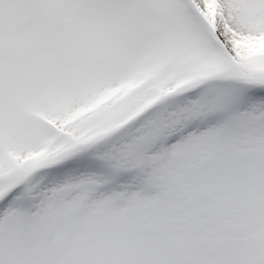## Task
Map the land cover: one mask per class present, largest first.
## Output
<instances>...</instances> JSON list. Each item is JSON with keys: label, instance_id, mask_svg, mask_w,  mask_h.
Wrapping results in <instances>:
<instances>
[{"label": "snow or ice", "instance_id": "6c2138e0", "mask_svg": "<svg viewBox=\"0 0 264 264\" xmlns=\"http://www.w3.org/2000/svg\"><path fill=\"white\" fill-rule=\"evenodd\" d=\"M0 264H264V0H0Z\"/></svg>", "mask_w": 264, "mask_h": 264}]
</instances>
